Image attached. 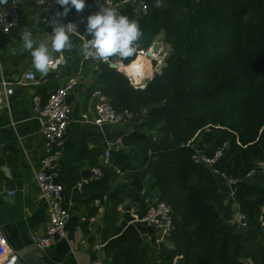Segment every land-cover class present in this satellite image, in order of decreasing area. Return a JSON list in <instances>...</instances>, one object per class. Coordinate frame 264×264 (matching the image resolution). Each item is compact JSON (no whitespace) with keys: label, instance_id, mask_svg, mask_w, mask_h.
Masks as SVG:
<instances>
[{"label":"trees","instance_id":"1","mask_svg":"<svg viewBox=\"0 0 264 264\" xmlns=\"http://www.w3.org/2000/svg\"><path fill=\"white\" fill-rule=\"evenodd\" d=\"M122 1L91 0L89 6ZM145 2V16L131 4L116 9L138 22V52L162 38L169 48L165 65L140 90L98 60L93 90L125 121L144 113L136 129L122 136L126 149L113 152L112 168L103 169L104 184L123 175L125 186L140 194L151 174L158 202L171 210L174 229L167 240L173 247L157 258L129 226L107 243L105 260L264 264V183L247 178L264 162V0H160L158 7L155 0ZM2 4L6 9L9 0ZM224 144L226 153L213 167L202 161ZM214 170L235 181L234 200L246 228L221 218L223 196Z\"/></svg>","mask_w":264,"mask_h":264},{"label":"crops","instance_id":"2","mask_svg":"<svg viewBox=\"0 0 264 264\" xmlns=\"http://www.w3.org/2000/svg\"><path fill=\"white\" fill-rule=\"evenodd\" d=\"M90 1L86 0L88 8L92 9ZM2 6L0 2V10ZM41 16L42 8L37 0H23L18 27L9 34L0 33V80L4 78L15 83L14 94L9 99L10 108L0 109V232L8 242V249L0 253V260L7 254L16 253L17 264L20 261L84 264L93 262L98 255L106 261L107 243L121 236L129 226H133L143 240L147 237L144 242L155 249L157 258H161L173 247L172 242L162 240L157 230L141 221L147 207L158 201L159 192L153 186V176L149 174L145 178L143 191L139 194L125 186L128 182L123 180V175L104 184L105 177L94 180L90 174L92 169L102 167L108 143L133 132L144 113L124 121L119 127L93 125L94 100L91 95L98 60L81 61L78 41L72 38V48L64 50L63 64L56 70L50 69L47 75L37 72L30 51L23 47L21 35L25 30L30 31L34 46L40 42L50 45L51 29L41 24ZM164 65L165 59L158 63V69ZM29 70L36 74L37 83L23 80ZM71 77H78L80 85L68 96L72 124L66 137L60 179L65 187L71 218L67 224V239L39 251L33 244L32 235L44 231L48 212L39 199L35 174L43 156L40 130L47 119L36 117L33 99L39 97L42 105L45 104L50 95ZM253 178L264 183L262 174ZM220 184L223 196L220 216L231 223L236 209L228 197L227 187L221 181ZM145 192L146 200L143 199ZM126 213L134 219L132 222L125 220ZM89 217H95V221L90 223ZM98 244L105 246L97 253L95 246ZM246 262L253 264L250 260L243 263Z\"/></svg>","mask_w":264,"mask_h":264},{"label":"built area","instance_id":"3","mask_svg":"<svg viewBox=\"0 0 264 264\" xmlns=\"http://www.w3.org/2000/svg\"><path fill=\"white\" fill-rule=\"evenodd\" d=\"M38 5L42 8L41 24L51 29V21L57 20L59 24L68 22L76 23L79 26V34H74L72 38L78 41L80 58L83 62L94 61L91 58V49L87 41L91 38L84 31L85 18L98 11L103 6L95 8L85 7L81 12H74L70 19L66 17H58L56 13L60 12V6L55 3V0H37ZM134 5L140 15L145 16L148 13V8L145 0H123L118 4L108 3L105 7H119L125 5ZM23 10V0H9L6 9L0 10V33L9 34L20 24ZM159 43L161 48L157 54H153L151 58L148 53L152 52L154 44ZM168 46L162 38H157L147 50L138 52V59L143 64L142 75L139 77H131L125 72L124 74L131 85L135 89L143 90L148 81H150L155 73H160L158 63L163 61L168 55ZM58 55V54H57ZM148 62V63H147ZM155 62V65L153 63ZM148 65V67H147ZM59 65L52 70H56ZM23 80L26 83H37L36 74L29 70L24 74ZM80 80L78 77H71L56 89L48 98L47 102L42 105L39 97L33 99L34 112L39 119L48 118L42 123L40 134L43 142V156L39 163V168L35 174V180L39 189V199L46 207L48 212V222L43 232H35L32 235L33 244L39 251H44L46 248L54 245L60 240L67 239V224L71 218L70 209L66 202L65 187L60 182L62 176V160L64 149L66 147V137L68 130L72 124V107L68 102L69 94L78 88ZM15 83L4 78L0 80V109L10 108V97L14 94ZM94 100V119L92 124L97 127L109 125L119 127L124 123V115L117 112L108 102V99L98 89L92 92ZM227 145L218 150L212 158H202L210 167H213L217 161L224 155ZM126 147L123 144L122 137L113 143H108L102 161V167L94 168L91 171V179L99 180L104 177L103 169L112 168L113 152L116 150H124ZM218 179L225 184L228 189V197L233 201L236 212L233 216L231 224L237 225L240 228L247 227L246 216L239 211V207L233 196L235 191L233 185L235 181L219 173L213 171ZM257 174L264 175V162L257 163L256 167L247 175V178H253ZM89 222L93 223L95 217H89ZM141 221L147 226L158 230L162 240L167 239L174 229L173 218L170 208L164 202H155L149 205L141 218ZM90 231L92 228H89ZM104 244L95 246L98 253L103 249ZM8 249V242L4 235L0 232V253H4ZM18 256L16 253L7 254L6 258L0 260V264H17ZM84 264H105V261L98 255L97 259L91 263Z\"/></svg>","mask_w":264,"mask_h":264},{"label":"clouds","instance_id":"4","mask_svg":"<svg viewBox=\"0 0 264 264\" xmlns=\"http://www.w3.org/2000/svg\"><path fill=\"white\" fill-rule=\"evenodd\" d=\"M55 3L62 9L56 13L58 17H66L73 9L79 13L86 7V0H55ZM155 3L158 7L160 0H155ZM78 29L76 23L59 24L53 19L50 45L48 42H40L36 46L32 33L25 30L21 40L23 47L30 51L34 69L42 75H47L50 69L63 64L64 50L72 48L71 36L79 34ZM84 31L91 37L87 44L92 50L93 60H99L133 78L142 75L143 65L137 58L142 32L136 20L122 15L114 7H102L85 18ZM54 53L58 55L54 56Z\"/></svg>","mask_w":264,"mask_h":264},{"label":"water","instance_id":"5","mask_svg":"<svg viewBox=\"0 0 264 264\" xmlns=\"http://www.w3.org/2000/svg\"><path fill=\"white\" fill-rule=\"evenodd\" d=\"M160 48H161V45L159 43L154 44L153 47H152V52L148 53V57L151 58L153 54H157L159 52ZM111 69L116 70L114 68H111ZM116 71H118V70H116ZM118 72H120V71H118ZM45 119L48 120V118H45ZM225 153H226V151H225ZM233 198L235 199V194H234ZM143 199L144 200L147 199V193L146 192L144 193ZM124 218H125V220L127 222H132L134 220L132 217H130V214L129 213H126L125 216H124ZM157 232H158V230H157ZM146 238L147 237H144V240H146ZM19 264H32V263H29V262H21L20 261ZM105 264H109V261L106 260L105 261ZM246 264H250V263L249 262H246Z\"/></svg>","mask_w":264,"mask_h":264},{"label":"bare ground","instance_id":"6","mask_svg":"<svg viewBox=\"0 0 264 264\" xmlns=\"http://www.w3.org/2000/svg\"><path fill=\"white\" fill-rule=\"evenodd\" d=\"M148 63V62H147ZM141 64H142V62H141ZM143 65V64H142ZM147 67H148V65H147Z\"/></svg>","mask_w":264,"mask_h":264},{"label":"rangeland","instance_id":"7","mask_svg":"<svg viewBox=\"0 0 264 264\" xmlns=\"http://www.w3.org/2000/svg\"><path fill=\"white\" fill-rule=\"evenodd\" d=\"M168 52H169V50H168ZM167 57V56H166ZM166 57H165V59H166Z\"/></svg>","mask_w":264,"mask_h":264}]
</instances>
